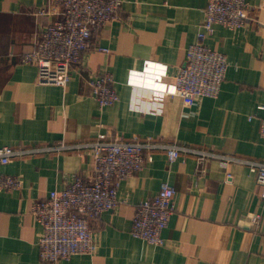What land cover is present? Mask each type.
I'll use <instances>...</instances> for the list:
<instances>
[{"label":"crops","instance_id":"obj_1","mask_svg":"<svg viewBox=\"0 0 264 264\" xmlns=\"http://www.w3.org/2000/svg\"><path fill=\"white\" fill-rule=\"evenodd\" d=\"M45 2L0 0V147L85 143L103 132L264 161V0H248L247 26L217 24L207 39L229 61L218 97L167 98L162 114L131 109L128 79L158 64L170 82L198 38L207 0H123L119 17L93 35L94 47L73 67L67 87L39 83L37 66L22 61L51 18L35 13ZM106 71L119 100L101 107L91 82ZM151 153L120 182L119 206L92 221L97 251L57 263L41 259L42 226L32 204L77 177L91 178L92 150L49 149L0 163V175L22 180L19 188L0 189V264H264V198L249 166H224L218 157L200 162L190 150L172 163L164 148ZM165 181L176 189L174 210L164 243L152 245L132 235V223L136 206Z\"/></svg>","mask_w":264,"mask_h":264},{"label":"built area","instance_id":"obj_2","mask_svg":"<svg viewBox=\"0 0 264 264\" xmlns=\"http://www.w3.org/2000/svg\"><path fill=\"white\" fill-rule=\"evenodd\" d=\"M123 0H46L35 11L36 15L50 16L43 26L36 45L22 56L24 63L35 64L38 68V82L67 87L71 71L80 63L83 53L94 47L93 35L109 21L119 17ZM250 5L248 0H207L206 17L201 24L198 38L187 48L185 64L173 79L164 81L167 67H147L146 73L132 72L128 82L132 85L130 107L133 110L162 114L167 98L184 99L218 97L229 66L225 53L213 49L207 39L217 24L229 29L248 25ZM106 51V49L98 47ZM92 92L101 107L114 105L119 100L115 79L106 71L92 82ZM264 111V104L258 105ZM260 132L264 137V115ZM88 147L93 152L94 170L92 177H77L61 190H53L46 199L32 204V213L42 226L39 239L40 256L46 263L68 260L77 254H93L98 244L91 227L104 211L119 206L118 189L120 182L139 172L147 161L152 160L151 150L164 148L170 163L182 150L198 154L200 162L218 157L222 165L238 162L249 166L262 187L264 198V161L238 156L221 155L197 148H185L177 144H162L152 139L136 138L127 140L121 136L97 133L95 139L78 144L64 142L54 147L14 148L0 147V163L8 164L15 157L49 149ZM232 174L228 173V179ZM22 180L12 175H0V189L19 188ZM175 187L165 181L158 193L143 199L137 206L131 233L152 245H161L163 232L169 224L174 210ZM259 215L255 221H259Z\"/></svg>","mask_w":264,"mask_h":264},{"label":"water","instance_id":"obj_3","mask_svg":"<svg viewBox=\"0 0 264 264\" xmlns=\"http://www.w3.org/2000/svg\"><path fill=\"white\" fill-rule=\"evenodd\" d=\"M149 69H150V67H149Z\"/></svg>","mask_w":264,"mask_h":264}]
</instances>
